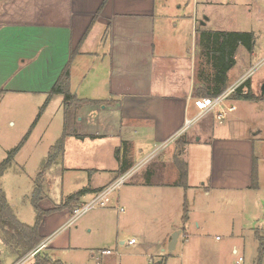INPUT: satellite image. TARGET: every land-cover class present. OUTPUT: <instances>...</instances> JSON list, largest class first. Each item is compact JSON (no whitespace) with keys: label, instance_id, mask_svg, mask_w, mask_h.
Returning <instances> with one entry per match:
<instances>
[{"label":"crops","instance_id":"obj_1","mask_svg":"<svg viewBox=\"0 0 264 264\" xmlns=\"http://www.w3.org/2000/svg\"><path fill=\"white\" fill-rule=\"evenodd\" d=\"M28 1L24 0L19 4L16 0L7 3L0 0V41L12 40L17 46L21 45L18 58L23 65L37 60L41 62L40 71L45 68V73L47 71L50 77L49 86L45 88L47 92L55 83L71 52L79 45L71 66L70 89L72 92L77 91L75 94L78 99L87 100L78 102L76 108L77 121L74 125L80 136L66 137L63 156L44 174V190L39 202L42 208L60 207L68 196L88 188L89 192L80 198V203H83L97 193L94 191L107 186L119 175L130 170L135 175L157 158L158 162L165 164L163 173L168 179L155 180L149 175L136 178L126 186L125 196L127 203L133 202L136 197L141 199L139 201L142 202V207L150 209L149 216L160 215L164 223L157 225L153 220L154 227L148 231L138 228V233L142 234L141 249L165 252L164 247H169L173 231L176 232L172 224H165V218L180 206L181 198L176 197L175 193L183 188L176 184L179 170L174 159L179 148L173 138L187 119L196 118L182 134L186 140L182 158L188 167L187 187L183 188L186 190L184 202H188V192L193 195V177H198V183L204 187L208 198L213 199L218 193L243 194L249 209L264 211V154L258 157L255 148L257 135L261 130L254 132L246 123L244 114L238 112L239 107L227 113L223 121H219L222 127L215 128L213 123L219 109L200 113L194 105V99L197 98L195 90L213 86L211 67L201 50H197L196 40L194 41L198 34H194L198 18H193L192 14L186 16L181 23L174 24L167 13V5L158 0H108L92 24L104 0H60L59 3L43 0L40 5L36 4L37 0L34 3ZM39 8L43 12L40 22H36V10ZM61 8L67 12V20L62 24L58 22ZM159 11L161 12L158 13ZM202 22L201 20V24L205 25ZM24 26L33 27L29 30L20 29ZM57 31L62 33V42H66V45L56 48L55 41L59 39H55L53 35ZM242 47L239 46L235 56L236 63L227 73L225 91L245 80L254 94H262L264 75H258L252 81L248 77V71L257 57L256 47L254 46L253 52L245 49L240 57ZM60 50L63 52L55 53ZM93 55L102 57L99 65L93 60L90 62L91 66L86 62H83L85 67L83 64L80 66L88 70L93 68L97 78L84 88L82 85L74 87L72 78L77 61ZM44 58L48 59L45 61ZM86 75L81 80L86 81ZM255 87H259V93L253 91ZM244 89L247 90V87ZM57 96L64 99L62 94H55L53 97ZM241 101L250 104L248 106L264 103V99ZM196 123L205 124L202 129L199 127L203 133L193 140V125ZM29 136L16 156L25 150ZM254 158L258 166L256 187L251 186ZM43 160L41 158L39 163ZM16 163L19 165L17 172L24 171V166ZM81 176L82 180L76 188L75 181ZM67 186L75 188L66 193ZM57 188H60V194H57ZM6 197L10 203L7 193ZM232 199L242 201L240 197ZM228 200L224 196L221 198L222 202ZM71 213L70 208L65 207L45 216L40 233L45 237L42 243L46 244L42 250L49 256L50 250L70 248L68 234L58 236L70 225ZM128 220L130 219H121L122 226ZM117 223L118 238L121 226L119 220ZM185 229L184 226V231L179 230L175 248L170 250L171 253L162 255L159 264H175L171 260L178 248L176 256L183 264H195L193 241H190L191 237ZM256 229L264 236V224ZM135 237L136 235L130 239ZM128 242V245H134L138 238L134 244ZM120 243L124 244L125 241L120 240ZM112 252L111 255H101L105 262H111V257L115 254ZM232 253L239 257L236 245L232 246ZM10 259L11 264L22 260L16 262L15 256ZM7 260L9 258L1 255L0 264H6ZM98 264L101 263L98 261Z\"/></svg>","mask_w":264,"mask_h":264},{"label":"rangeland","instance_id":"obj_2","mask_svg":"<svg viewBox=\"0 0 264 264\" xmlns=\"http://www.w3.org/2000/svg\"><path fill=\"white\" fill-rule=\"evenodd\" d=\"M3 1L7 3L12 0H1L2 3ZM42 1L37 0L36 4L40 5ZM52 1L60 2V0ZM16 2L22 4L24 0H16ZM28 2L34 3V0ZM158 2L167 5V13L174 20V24L181 23L186 16L192 14L193 18L199 19L196 20L195 25L197 31L194 29V34L198 33L197 38L194 37L198 51L203 49L200 44L201 31H252L257 39V45H255L257 57L252 63L253 67L248 71V77H251L252 81L258 78L256 76L264 75L262 72L264 70V0H158ZM247 2L249 3L247 4ZM36 11V22H40L43 11L41 12V8ZM63 11L62 8L59 11L58 22L60 24L67 20V12L63 13ZM201 20L205 25L201 24ZM31 27L33 26H24L20 29L29 30ZM20 29L16 32L19 33ZM53 36L55 39H59V41H55L56 48L66 45V42H62L61 32L57 31ZM16 44L12 40L0 41V88L6 90L0 98V162L28 132L49 93L45 88L49 86L50 77L47 71L45 73V68L40 71L41 62L37 60L28 65L20 63L18 50L21 45L17 46ZM244 51L246 50L242 47L240 57ZM57 52L61 53L63 50L55 53ZM48 58H44V60L46 61ZM93 60H96V65L97 63L99 65L102 57L93 55L90 58H79L72 78L74 87L82 85L84 88L97 78L93 68L88 70L80 66L83 62L90 65ZM83 65L85 67V64ZM93 65L95 64L93 63ZM101 67L100 70H102ZM83 75L87 76L86 81L81 80ZM258 90L259 87L253 89L256 93H259ZM76 92L74 90L73 93ZM241 100L233 102L229 100L226 101V105L239 107L238 112L244 114L246 123L254 132L261 130L255 142L256 155L259 157L264 154V103L248 106L250 104ZM249 107L252 109L249 110ZM64 112L65 102L62 96L53 97L32 129L25 150L16 156L12 166L2 179V187L8 195L11 205L14 206L16 215L22 222L29 225L35 222L36 217L35 209L31 203V192L39 167H41L39 161L41 158L47 157L50 147L61 136L64 128ZM204 124L193 125V140L203 133L199 127L202 129ZM213 125L215 128L222 127L216 117ZM157 160L156 158L150 164H146L142 168L143 170H139L141 172L133 176L130 175L126 183L110 195V201L106 206L90 209L61 231L58 237L68 234L70 248L50 250L51 258L65 264H98V261L101 264H159L162 255L171 253L168 245L164 247L165 252L158 249H141L142 234L138 233V228L148 231L154 227V221L157 225L163 221L160 215L150 217L151 212H148L150 209L142 207V202L139 201L141 199L138 197L134 198L133 202L127 203L125 196L126 186L136 178L149 175L155 180L168 179L163 173L165 164ZM16 162L24 166V171L17 172L19 165ZM81 180L82 176L75 181L76 188ZM73 188L75 187L67 186L66 193H69ZM60 192V188H57V194ZM175 195L181 198L180 206L176 208L175 212L171 211L170 214H167L168 218H165V224H172L176 231H182L185 226V232L191 237L190 241H193V263L220 264L222 261V264H237L238 257L232 253V246L236 245L240 253L239 256L244 257L241 264H255L259 245L255 230L264 224L263 210L249 209L243 194L240 196V194L233 193H218L213 199L208 198L205 196L204 187L198 183V177H193V195L188 192L186 197L189 205V221L184 223L181 217L183 216L186 190L180 188ZM223 196L229 200L222 202ZM233 197H240L242 201H236L232 199ZM91 198L92 196L87 201ZM126 218L130 220L122 226L120 220ZM118 220L121 229L120 236L117 238ZM135 235L138 242L128 245V240ZM182 235L183 232L181 237ZM181 237L180 243H182ZM217 237L219 240H216ZM120 240H124L125 243L121 244ZM105 248L115 252L109 263L105 262V258L99 254L101 249ZM178 251L179 248L177 252L175 251L172 260L169 259V262L171 260V262L175 261V264H183L182 260L176 256ZM1 255L9 258L6 264H11L10 257L12 255L0 237V258ZM15 264H34L32 254H28L21 262Z\"/></svg>","mask_w":264,"mask_h":264},{"label":"trees","instance_id":"obj_3","mask_svg":"<svg viewBox=\"0 0 264 264\" xmlns=\"http://www.w3.org/2000/svg\"><path fill=\"white\" fill-rule=\"evenodd\" d=\"M108 0H104L94 17L93 22L102 11L103 7ZM86 36V35H85ZM200 44L203 48L202 55L206 58L207 64L211 67L213 74V86H205V88L196 89L197 97H215L221 94L226 89L227 73L236 63V53L239 46H243L247 51L253 52L255 46V35L252 31H202L200 33ZM78 47L71 52L70 57L60 71L55 83L49 90L44 104L41 106L40 111L32 123L30 129L25 134L23 139L12 149L8 151L7 157L0 162V237L5 247L9 250L12 256H15L16 262L26 257L33 252L43 242L45 237L40 233V226L44 222L45 216L69 207L71 212L76 206L80 205V198L87 192L88 188H83L80 191L67 197L64 204L54 209H44L39 205L42 199L44 190V174L46 170L53 164L59 162L64 154L65 139L69 135L78 134L75 127L77 121V104L78 102H87V100H80L77 95L70 89V71L74 58L78 53ZM247 87L245 93H242L244 87ZM6 92L4 88H0V98ZM55 94H62L65 102L64 112V128L61 136L49 149L47 157L42 161L41 168L34 181V188L31 196V203L35 209L36 217L32 225L22 222L16 215L15 210L8 202L6 193L2 187V177L5 172L12 166L16 154L24 145L32 129L36 125L38 119L47 107L52 97ZM231 99L238 100H252L258 101L264 99L262 94H254L248 86V82L238 89L236 93L231 95ZM178 151L175 156L174 162L179 170V179L177 185L183 188L187 187L188 180V167L186 161L182 158L183 149L186 140L183 135L176 139ZM258 166L257 161L253 159L252 166V187L257 186ZM104 188V187H103ZM103 188L94 192H100ZM189 220V209L186 201L183 205L182 221L186 223ZM256 236L259 242L256 254L255 264H263L264 258V236L256 231ZM34 264H64L60 260H53L45 250H41L33 257Z\"/></svg>","mask_w":264,"mask_h":264},{"label":"built area","instance_id":"obj_4","mask_svg":"<svg viewBox=\"0 0 264 264\" xmlns=\"http://www.w3.org/2000/svg\"><path fill=\"white\" fill-rule=\"evenodd\" d=\"M245 80H241L239 83L232 85L229 89L222 92L215 97H197L194 99L195 107L200 111V113H205L215 108H219L216 118L221 122L225 119L227 113L235 111L236 107L234 105H226V101L231 100V95L236 93L240 87L243 86ZM246 89H243L242 93H245ZM194 119H187L184 123V126L178 133L175 135L173 140H176L179 136L184 134L190 126L194 123ZM134 171L130 170L121 175H119L114 181L105 186L100 192L95 193L89 201L81 203L79 206H76L71 213L69 224L75 222L81 215L93 209L97 206L104 207L110 201V195L119 188L122 184L126 183L130 175H133ZM218 238V237H217ZM136 239H130L129 244H134ZM46 244L41 243L37 249L30 253L34 257L36 253L45 248ZM100 255L106 256L111 255L113 252L111 250H102L99 252ZM237 254V251H235ZM244 258L242 256L238 257L237 263L240 264Z\"/></svg>","mask_w":264,"mask_h":264},{"label":"water","instance_id":"obj_5","mask_svg":"<svg viewBox=\"0 0 264 264\" xmlns=\"http://www.w3.org/2000/svg\"><path fill=\"white\" fill-rule=\"evenodd\" d=\"M202 23H203V22H202ZM261 89H262V94H264V83H263ZM179 234H180V231H176V232H174V234L172 235V238H171V241H170V244H169V249H170V250H173V249L175 248V244H176V242H177V238H178Z\"/></svg>","mask_w":264,"mask_h":264}]
</instances>
